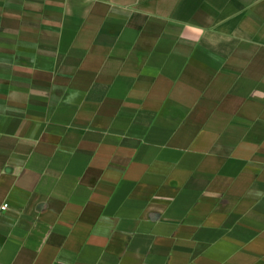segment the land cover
Masks as SVG:
<instances>
[{
  "label": "crops",
  "instance_id": "0c3cea01",
  "mask_svg": "<svg viewBox=\"0 0 264 264\" xmlns=\"http://www.w3.org/2000/svg\"><path fill=\"white\" fill-rule=\"evenodd\" d=\"M0 264H264V0H0Z\"/></svg>",
  "mask_w": 264,
  "mask_h": 264
},
{
  "label": "built area",
  "instance_id": "2783aa9c",
  "mask_svg": "<svg viewBox=\"0 0 264 264\" xmlns=\"http://www.w3.org/2000/svg\"><path fill=\"white\" fill-rule=\"evenodd\" d=\"M6 206H3V208H5Z\"/></svg>",
  "mask_w": 264,
  "mask_h": 264
}]
</instances>
